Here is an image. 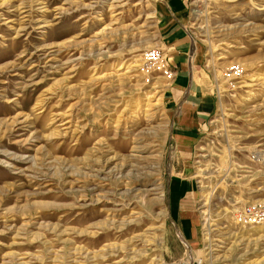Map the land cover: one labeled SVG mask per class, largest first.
<instances>
[{"label":"rangeland","instance_id":"374dc122","mask_svg":"<svg viewBox=\"0 0 264 264\" xmlns=\"http://www.w3.org/2000/svg\"><path fill=\"white\" fill-rule=\"evenodd\" d=\"M156 4L0 0V264H264V224L236 216L264 203V0L190 4L217 96L191 151L172 79L140 68ZM176 175L196 242L173 218Z\"/></svg>","mask_w":264,"mask_h":264},{"label":"crops","instance_id":"0c3cea01","mask_svg":"<svg viewBox=\"0 0 264 264\" xmlns=\"http://www.w3.org/2000/svg\"><path fill=\"white\" fill-rule=\"evenodd\" d=\"M156 3L159 7L158 49L174 75L164 95L173 139L179 150L191 151L216 112L217 96L203 66L201 51L189 34L190 0H156ZM193 186L190 178L176 175L170 189L174 221L181 226L188 242H196L198 235L192 217L196 205Z\"/></svg>","mask_w":264,"mask_h":264},{"label":"built area","instance_id":"2783aa9c","mask_svg":"<svg viewBox=\"0 0 264 264\" xmlns=\"http://www.w3.org/2000/svg\"><path fill=\"white\" fill-rule=\"evenodd\" d=\"M196 0H190L192 5ZM141 70L146 74L161 73L166 78L173 79L174 75L171 69L166 66L165 56L159 49H153L149 53L144 54V61ZM239 221L246 225H262L264 224V203H250L237 215Z\"/></svg>","mask_w":264,"mask_h":264}]
</instances>
